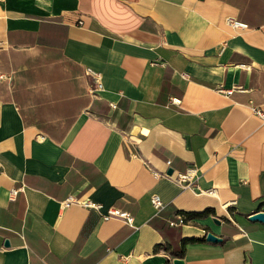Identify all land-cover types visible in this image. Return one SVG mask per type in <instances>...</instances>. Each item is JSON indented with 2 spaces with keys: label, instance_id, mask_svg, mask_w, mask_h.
Returning <instances> with one entry per match:
<instances>
[{
  "label": "crops",
  "instance_id": "1",
  "mask_svg": "<svg viewBox=\"0 0 264 264\" xmlns=\"http://www.w3.org/2000/svg\"><path fill=\"white\" fill-rule=\"evenodd\" d=\"M252 107L264 0H0V264H264Z\"/></svg>",
  "mask_w": 264,
  "mask_h": 264
},
{
  "label": "built area",
  "instance_id": "2",
  "mask_svg": "<svg viewBox=\"0 0 264 264\" xmlns=\"http://www.w3.org/2000/svg\"><path fill=\"white\" fill-rule=\"evenodd\" d=\"M226 24L235 30H245L248 28L246 24L240 23V22H238L232 18L226 19ZM86 74L93 78L98 89L102 88V85L100 82L101 77L99 74L94 73L93 71H91L89 69H87ZM218 92L225 95V96H229L232 94L233 89H229V90L219 89ZM171 103L174 105H178L180 103V100L173 98V99H171ZM251 110H252V113L254 115L259 117L264 122V112H262L257 107H252ZM166 164L169 165L170 162L167 161ZM152 173H153V176L155 178H163L164 177V178L170 179V177L167 176L166 174H159V173L154 172V171ZM194 176H195V170L194 169H188L185 173L177 175L172 180L176 184H178L179 186H181L183 188H192L194 186ZM21 191H22V188L16 189V190H11L10 191V198L13 199L17 195V193L21 192ZM150 202L156 211L160 212L163 209V203H162V201L158 195H156V194L151 195ZM60 204H61L62 209H67L73 204H77V205H79L85 209L94 210L97 212H100L103 209V206L99 203L93 202L89 199H82V198L77 199L76 197H74L72 195L68 196ZM102 218H103V220H109L112 218L121 219L128 226H131L132 222H133V217L130 214L123 212V211H120V210L115 209V208H108L105 211V213L102 215ZM180 223H182V220H180ZM173 225H175V224L170 223V226H173Z\"/></svg>",
  "mask_w": 264,
  "mask_h": 264
},
{
  "label": "water",
  "instance_id": "3",
  "mask_svg": "<svg viewBox=\"0 0 264 264\" xmlns=\"http://www.w3.org/2000/svg\"><path fill=\"white\" fill-rule=\"evenodd\" d=\"M168 175H171V170H168L167 172ZM248 221L250 222H257V223H263L264 224V212L263 211H258L255 213H252L251 215L248 216ZM213 222L217 225H219V221L217 219H213ZM205 240L210 243H220L222 241L221 238L213 235L212 233H207ZM172 264H183L182 261L180 260H174Z\"/></svg>",
  "mask_w": 264,
  "mask_h": 264
}]
</instances>
